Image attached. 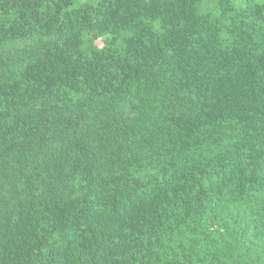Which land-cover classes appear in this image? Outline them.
Masks as SVG:
<instances>
[{"label":"trees","instance_id":"obj_1","mask_svg":"<svg viewBox=\"0 0 264 264\" xmlns=\"http://www.w3.org/2000/svg\"><path fill=\"white\" fill-rule=\"evenodd\" d=\"M0 264H264V0H0Z\"/></svg>","mask_w":264,"mask_h":264},{"label":"rangeland","instance_id":"obj_2","mask_svg":"<svg viewBox=\"0 0 264 264\" xmlns=\"http://www.w3.org/2000/svg\"><path fill=\"white\" fill-rule=\"evenodd\" d=\"M97 44L101 45V42L100 41H97Z\"/></svg>","mask_w":264,"mask_h":264}]
</instances>
